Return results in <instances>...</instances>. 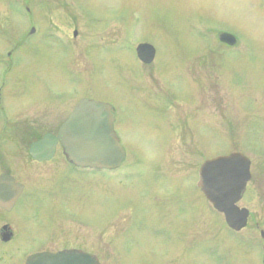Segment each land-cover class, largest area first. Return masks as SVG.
Here are the masks:
<instances>
[{"label": "rangeland", "instance_id": "rangeland-1", "mask_svg": "<svg viewBox=\"0 0 264 264\" xmlns=\"http://www.w3.org/2000/svg\"><path fill=\"white\" fill-rule=\"evenodd\" d=\"M262 5V0H0L2 56L21 41L36 46L32 53L24 48L13 54L33 63L31 80L24 82L32 83L35 104L44 99L51 109L67 110L80 98L111 104L127 155L119 171L67 166L58 182L61 172L48 177L42 172L52 174L66 164L61 150L50 165L34 166L35 190L43 191L36 198L60 206L38 210L43 216L35 226L45 242L40 248H83L101 264H264V159L254 161L239 204L250 212L248 226L236 234L192 187L204 159L189 146L187 125L175 119L188 106L171 103L172 92L186 90L188 61L205 50L206 19L216 30L223 24L248 42H260H249L243 57H264ZM141 43L156 50L149 67L138 60ZM213 50V57L220 55ZM221 78L211 71L212 82L220 84ZM152 83L162 98L150 102L159 111L146 112L136 94ZM258 98L263 117L264 94ZM222 150L208 143L202 155L207 161ZM70 206L80 222L66 213Z\"/></svg>", "mask_w": 264, "mask_h": 264}, {"label": "flooded vegetation", "instance_id": "flooded-vegetation-1", "mask_svg": "<svg viewBox=\"0 0 264 264\" xmlns=\"http://www.w3.org/2000/svg\"><path fill=\"white\" fill-rule=\"evenodd\" d=\"M262 1L264 9V0ZM214 26L215 22L205 20L207 29L206 33L204 32L205 50L201 57L188 61L187 76L189 78L186 81L187 85H183L186 90L182 93L178 90L172 92L171 103L176 107L185 104L188 106L184 115H179L176 111L175 119L178 123L183 120V126L187 125L185 134L188 144L199 156L201 155L199 158L204 159V163L219 157L241 154L250 161L251 182L253 171L256 169L254 161L258 158L264 159V116L260 117L256 108L259 103V94H264V57H243L242 55L249 51V42L260 43L257 39L251 38L248 42L233 29H229L223 24H218L219 29L217 30ZM223 35H227L224 41L221 40ZM68 42L70 41L68 40ZM0 44L2 46L0 48V179L3 178V182L0 184V264H27L29 259L35 255H56L64 252L87 254L98 259L97 254L91 251L64 244L59 249L40 248L41 244L45 242L42 240L43 236L40 237L42 233L38 232L35 226L36 218L39 220L38 215L40 218L43 216V213L38 211L40 208L50 205H57L56 208L60 206L59 203L52 204L49 202L50 200L45 203L36 198V195L42 196L43 191L35 190L34 166L50 165L57 159L58 151L61 150L66 164L55 168L52 174L42 172V177L53 174L56 176L58 172H61L56 182L61 181L63 170L67 166L79 170L101 172L73 165L59 140L52 159L38 161L31 154L32 145L44 139L45 136L52 135L58 139L60 129L84 98L77 100L78 102L69 110L62 105L51 109L49 100L44 99L40 104H35L32 83L30 85L29 82H24L25 78L30 79L32 75L33 63L29 57H15L13 54L17 49L24 48L32 53L36 46L33 42L21 41L7 47L6 55L2 56L1 28ZM213 49H220V55L213 57L212 53L215 52ZM223 54H228L230 57H225ZM152 64L142 65L149 67ZM211 71L222 76L220 84L211 81ZM174 76L177 77L176 72ZM145 77L144 74L146 81L147 77ZM129 80L131 81V79ZM145 83L143 86H146ZM148 87L151 88L142 89L139 94H136L137 100L142 106V110L146 112L159 111V108L150 105L153 100L160 101L162 98L156 89L157 84L152 83ZM166 101L168 102V99ZM260 101H264V99L260 98ZM70 102L61 101L60 103L68 105ZM232 106L233 109H231ZM111 107L116 132L117 113L115 107L112 105ZM174 128L180 134L181 129L178 126H174ZM36 129H42V131L35 135ZM177 130L175 131L177 132ZM208 143L220 145L223 150L205 161L202 149L203 145ZM193 150L192 154L195 153ZM201 166L197 171L198 179L192 184V187L202 198L205 207L213 208L199 187ZM46 170L49 171V169ZM119 170L102 171L116 172ZM248 184L238 206L245 199ZM48 194L51 195V191ZM71 207H66V213L75 216L74 220L80 222V218L77 217L74 210H71ZM217 213L225 221L224 215ZM166 227L163 228L166 229ZM246 229L247 227L242 231ZM242 231L233 232L239 234ZM47 242L50 243V240Z\"/></svg>", "mask_w": 264, "mask_h": 264}, {"label": "water", "instance_id": "water-1", "mask_svg": "<svg viewBox=\"0 0 264 264\" xmlns=\"http://www.w3.org/2000/svg\"><path fill=\"white\" fill-rule=\"evenodd\" d=\"M31 33H35L32 29ZM77 36V33H74ZM227 35L221 36V40ZM139 60L151 64L156 50L149 44L136 49ZM58 140L69 161L80 168L115 170L125 160V151L114 131V117L109 104L84 99L80 101L59 131L58 139L47 135L31 147L38 161L52 159ZM200 184L207 200L223 214L228 227L240 232L247 227L250 213L238 207L251 180L250 161L241 154L219 157L205 162L200 169ZM3 178L0 179V184ZM264 239V232H261ZM27 264H100L87 254L59 253L31 257Z\"/></svg>", "mask_w": 264, "mask_h": 264}]
</instances>
